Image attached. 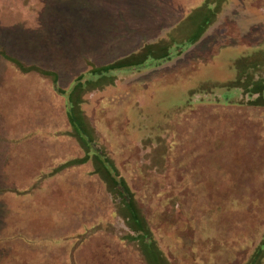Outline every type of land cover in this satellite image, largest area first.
<instances>
[{
  "label": "rangeland",
  "instance_id": "rangeland-1",
  "mask_svg": "<svg viewBox=\"0 0 264 264\" xmlns=\"http://www.w3.org/2000/svg\"><path fill=\"white\" fill-rule=\"evenodd\" d=\"M204 3L0 0V264H156L101 163L60 171L85 156L67 98L18 64L69 90L92 66L167 42ZM228 10L230 42L215 44ZM263 79L264 0H229L180 57L74 94L170 264H246L264 238V106L241 90Z\"/></svg>",
  "mask_w": 264,
  "mask_h": 264
},
{
  "label": "trees",
  "instance_id": "trees-1",
  "mask_svg": "<svg viewBox=\"0 0 264 264\" xmlns=\"http://www.w3.org/2000/svg\"><path fill=\"white\" fill-rule=\"evenodd\" d=\"M228 1L229 0H205L203 7L193 10L192 13L186 17V19L183 20L173 30L172 33L169 34V40L167 42L164 41L160 44L148 45L142 50V52L133 54L121 61H117L105 66H92V68L87 73L80 76L73 83L69 90H64L60 87L58 77L56 75L46 73L44 71L38 70L37 68L26 67L18 64L20 71H22L24 74L37 72L43 76L49 77L52 81L55 91L59 95L67 98V113L69 121L76 135H78L80 142L82 143V149L84 150L85 156L82 159L74 160L63 165L60 168V171L85 165L90 160L101 163L108 177L106 183L108 184L110 193L114 196V198H116V200H118V204L120 203V209H125V219L127 220L130 229H132V231L137 234L136 237L139 239L141 249L149 258H152L156 264L170 263L167 256L160 248L152 229L142 215V212L136 201L137 199L135 193L131 189L126 179L119 172L114 161L110 158L107 150H105L103 144L100 142V139L97 137V135H93L91 133V128L86 127L85 123L82 121V117H85L82 103L78 104L75 101L74 94L76 91L80 90L87 91L88 85L92 83H98L99 81L105 79H111L113 81L122 71L126 70L128 72L131 71L136 73L141 71L143 72L149 68L166 64L175 58L180 57L191 46L201 39L209 27L218 21L219 16L228 4ZM183 24L188 27L190 25V29L193 26L194 28L188 32L182 30L183 34L177 38V35L181 31ZM7 59L11 61L10 58ZM150 61H152L151 64L146 67ZM259 83L264 85V79L259 80ZM238 84L239 82L236 80L234 84H227L224 87L227 89H235L240 87ZM106 85L111 86L113 85V82L107 83ZM241 90H243L245 94L250 93L257 95V99L254 100V102H251L256 106H264V104H259L261 101L264 103V88L257 91L244 87V89ZM206 91L207 90H204V92ZM246 264H264V238L256 247Z\"/></svg>",
  "mask_w": 264,
  "mask_h": 264
},
{
  "label": "crops",
  "instance_id": "crops-1",
  "mask_svg": "<svg viewBox=\"0 0 264 264\" xmlns=\"http://www.w3.org/2000/svg\"><path fill=\"white\" fill-rule=\"evenodd\" d=\"M234 14L236 15V12ZM230 17H233V12H231V10H228L226 14L223 15L218 24L215 26V28L213 27L212 31L215 32H209L210 34L214 35V39L216 40L215 44H220L222 42L223 44H225L226 42H230L229 36L231 37V33L229 31V25L236 23L235 21H231ZM218 29L222 30V33L217 32Z\"/></svg>",
  "mask_w": 264,
  "mask_h": 264
}]
</instances>
